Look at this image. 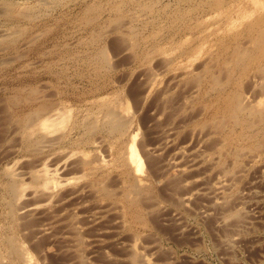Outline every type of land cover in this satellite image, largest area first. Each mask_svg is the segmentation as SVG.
<instances>
[{
    "label": "rangeland",
    "instance_id": "374dc122",
    "mask_svg": "<svg viewBox=\"0 0 264 264\" xmlns=\"http://www.w3.org/2000/svg\"><path fill=\"white\" fill-rule=\"evenodd\" d=\"M0 264H264V0H0Z\"/></svg>",
    "mask_w": 264,
    "mask_h": 264
},
{
    "label": "bare ground",
    "instance_id": "6f19581e",
    "mask_svg": "<svg viewBox=\"0 0 264 264\" xmlns=\"http://www.w3.org/2000/svg\"><path fill=\"white\" fill-rule=\"evenodd\" d=\"M239 104H238V102H237V104L235 103V105L234 106H236V108L234 109V107H233V109L234 110H236V112H238L241 108H240V106H238ZM232 109V110H233ZM234 110H233V113L235 114L236 112H234Z\"/></svg>",
    "mask_w": 264,
    "mask_h": 264
}]
</instances>
